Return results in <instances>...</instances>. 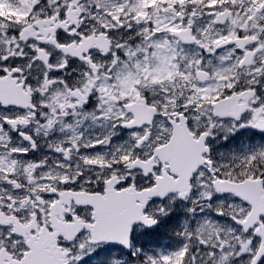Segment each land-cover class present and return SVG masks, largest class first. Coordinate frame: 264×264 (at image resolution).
I'll use <instances>...</instances> for the list:
<instances>
[{
    "label": "snow or ice",
    "instance_id": "6c2138e0",
    "mask_svg": "<svg viewBox=\"0 0 264 264\" xmlns=\"http://www.w3.org/2000/svg\"><path fill=\"white\" fill-rule=\"evenodd\" d=\"M0 5V264H264V0Z\"/></svg>",
    "mask_w": 264,
    "mask_h": 264
},
{
    "label": "flooded vegetation",
    "instance_id": "af4514ba",
    "mask_svg": "<svg viewBox=\"0 0 264 264\" xmlns=\"http://www.w3.org/2000/svg\"><path fill=\"white\" fill-rule=\"evenodd\" d=\"M10 11H11V9H9L3 5H0V15H8ZM90 130L98 131V129H90ZM125 132H126V130H125ZM125 132H122L121 135H124ZM44 154L45 155L49 154L47 149H44ZM37 155L39 156V153H37Z\"/></svg>",
    "mask_w": 264,
    "mask_h": 264
}]
</instances>
